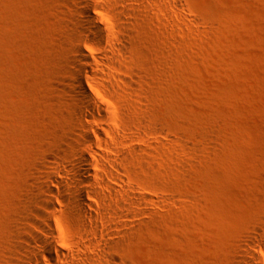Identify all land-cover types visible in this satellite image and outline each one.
I'll return each mask as SVG.
<instances>
[{"label":"rangeland","instance_id":"374dc122","mask_svg":"<svg viewBox=\"0 0 264 264\" xmlns=\"http://www.w3.org/2000/svg\"><path fill=\"white\" fill-rule=\"evenodd\" d=\"M65 1L0 0V264L20 256L13 237L26 204L44 174L68 160L70 137L88 121L69 109L84 103L67 73ZM175 2L173 12L164 1L134 5L135 50L113 73L135 76L132 89L106 92L86 76L114 118L142 120L148 129L122 145L129 155L119 161L123 180L135 189L129 199H105L95 176L93 187H79L100 191L86 197L121 215L92 212L111 230L89 250L108 239L122 264H247L253 242L264 263V237L251 240L264 228V0ZM87 153L108 154L96 143ZM48 155L59 162L44 163ZM90 170L101 171L93 162ZM56 178L55 190L71 199ZM61 200L54 225L72 240L80 229L67 213L74 202Z\"/></svg>","mask_w":264,"mask_h":264},{"label":"bare ground","instance_id":"6f19581e","mask_svg":"<svg viewBox=\"0 0 264 264\" xmlns=\"http://www.w3.org/2000/svg\"><path fill=\"white\" fill-rule=\"evenodd\" d=\"M151 1L153 0L65 1L68 9L65 26L70 36L68 48L73 54L66 57L67 73L72 79L73 97L84 103L70 106L69 109L75 117L82 115L88 121L81 122V130L75 131L70 137L68 160L55 167L53 172L44 174L41 187L35 189L38 191L37 195L26 204L23 224L13 237L20 241L16 248L20 256L14 264H122L112 253L118 247L114 241L100 239L101 250L95 253L89 250L90 242L104 231L107 233V230H111V226L102 229L101 218L111 215L119 218L120 212L112 208L94 207L86 195L95 196L101 192L94 188L84 190L79 187L89 184L93 187L91 179L95 176L97 184L103 189L101 195L105 199L111 201L117 196L124 200L129 199V192H135V189L126 186L123 180L125 172L119 161L127 160L129 155L122 145L134 134H145L148 129L144 127L142 120L114 118L108 106L96 102L87 89L86 76L89 75L92 81H98L94 82V86L102 87L106 92L126 93L127 91L121 89L122 86L127 89L135 86V76L125 77L113 73L122 70V63L135 50L132 28L139 23L135 19V3L148 6ZM157 1H164L172 12L176 8L175 0ZM93 63L97 67L92 66ZM62 91L69 92L65 87ZM110 120L115 123V128L107 124ZM134 129L137 133L133 132ZM105 137H109L110 142ZM95 143L105 148L108 154L101 153L94 155L95 157L88 154L87 151L92 150ZM54 156H46L44 163L52 160L59 162V158ZM91 162L101 171L92 173ZM56 175H61L63 182L69 187L71 199H63L55 190L54 186L60 185ZM60 199L63 202H74L67 213L80 228L75 239L63 240L54 225L55 212H60L56 203ZM96 209L101 211L103 217L92 213ZM259 237H264V228L255 230L251 240ZM248 245L244 251L247 264H264L255 251L253 242Z\"/></svg>","mask_w":264,"mask_h":264}]
</instances>
